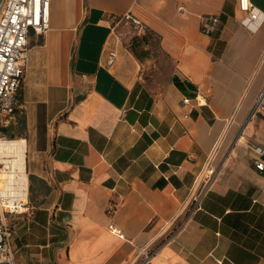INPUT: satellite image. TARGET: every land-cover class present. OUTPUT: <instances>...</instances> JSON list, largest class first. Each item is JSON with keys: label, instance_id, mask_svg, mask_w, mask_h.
Returning <instances> with one entry per match:
<instances>
[{"label": "crops", "instance_id": "crops-1", "mask_svg": "<svg viewBox=\"0 0 264 264\" xmlns=\"http://www.w3.org/2000/svg\"><path fill=\"white\" fill-rule=\"evenodd\" d=\"M245 16L238 0H51L9 121L28 180L15 264H264V21Z\"/></svg>", "mask_w": 264, "mask_h": 264}, {"label": "built area", "instance_id": "built-area-1", "mask_svg": "<svg viewBox=\"0 0 264 264\" xmlns=\"http://www.w3.org/2000/svg\"><path fill=\"white\" fill-rule=\"evenodd\" d=\"M239 8L246 12L243 24L251 31H256L264 21V13L252 0H238ZM51 0H0V126L9 123L16 106V96L25 74V62L29 39L32 33L43 35L50 28ZM182 9L183 6H180ZM126 19H131L135 28L141 27V20L127 13ZM219 22L218 15H203L201 27L206 33L215 30ZM111 58L116 52H110ZM264 91L261 96H263ZM191 101L184 97V102ZM0 131V138H2ZM264 154L262 148H258ZM214 154L207 161L206 167L200 173V191L196 194L198 201L201 194L210 186L217 173L213 165ZM255 168L264 175V159L254 161ZM6 164L0 159V264H15V250L12 244L13 231L5 218L3 171ZM28 187L26 188V197ZM22 210L27 205L25 200H18ZM115 231L119 232L116 228ZM149 256V255H148Z\"/></svg>", "mask_w": 264, "mask_h": 264}, {"label": "bare ground", "instance_id": "bare-ground-1", "mask_svg": "<svg viewBox=\"0 0 264 264\" xmlns=\"http://www.w3.org/2000/svg\"><path fill=\"white\" fill-rule=\"evenodd\" d=\"M25 145L26 142L24 139L0 138V157H11L10 159H6V161L9 162V169L6 165V168L3 171V176L5 178V185L3 187L4 195L10 193L14 188L12 184L15 183V181H18L19 186L23 188V197H26L28 180L26 173Z\"/></svg>", "mask_w": 264, "mask_h": 264}, {"label": "rangeland", "instance_id": "rangeland-1", "mask_svg": "<svg viewBox=\"0 0 264 264\" xmlns=\"http://www.w3.org/2000/svg\"><path fill=\"white\" fill-rule=\"evenodd\" d=\"M11 120H15V119H11ZM20 125H21V123L19 120H17L15 123H13V121H11L7 125V127L9 129H12V131H9L8 133L2 132L1 134H2L3 138H20V137H22L20 132H19ZM10 126H12V127L10 128ZM10 134L13 135V137H11ZM20 139H23V138H20ZM7 158L10 159L11 157H0V159L8 166V169H9V162L6 161ZM4 185L5 184H3V187H4ZM12 186L14 187L13 190L10 193H6L4 195V210H5L4 212H5L6 221L8 222L9 226L12 228V231H13L14 245L19 246L21 241L24 240V231L26 229V226H25V218L23 216L24 213H22L20 211V210H22V208H21V206H19L20 202L18 200L19 199L25 200L26 198L23 197L24 196L22 193L23 188H21L19 186L18 181H15V183H13ZM17 187H19V188H17ZM200 189H201V187H200ZM200 189L198 190V192L200 191Z\"/></svg>", "mask_w": 264, "mask_h": 264}, {"label": "trees", "instance_id": "trees-1", "mask_svg": "<svg viewBox=\"0 0 264 264\" xmlns=\"http://www.w3.org/2000/svg\"><path fill=\"white\" fill-rule=\"evenodd\" d=\"M15 112V109L13 111V113ZM0 131L1 133L4 132V133H8L9 132V128L6 126V125H1L0 126ZM11 137H13V135L10 134Z\"/></svg>", "mask_w": 264, "mask_h": 264}]
</instances>
